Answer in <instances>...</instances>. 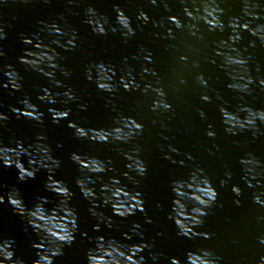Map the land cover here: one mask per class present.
<instances>
[{
	"label": "water",
	"instance_id": "1",
	"mask_svg": "<svg viewBox=\"0 0 264 264\" xmlns=\"http://www.w3.org/2000/svg\"><path fill=\"white\" fill-rule=\"evenodd\" d=\"M246 2L252 4L257 0H218L219 6L224 9L221 19L225 30L209 31L208 25L199 21L193 34L187 27L176 29L168 20L169 16L175 15L185 23H193L183 12L180 0H156L155 4L151 0H73L71 3L69 0H48L47 3L44 0H7V3L0 0V27L7 33V38L0 40V49L6 53L0 57V68L11 64L22 76V89L11 91L2 86L6 77L0 72V112L9 117L0 127V140L4 145H13L18 140L29 145L36 142L39 134H43L52 155L60 161L55 179L65 183L74 193L70 203L78 215L79 231L73 244L65 246L63 255L55 258V264H87L86 253L95 246L94 238L100 235L127 244H139L142 239L153 244L152 249L146 248L141 253L145 264H153L151 256H159V253H164V256H160L156 264H169L167 257L183 259L188 250L199 249L210 250L216 264H261L264 258V124L259 125L255 137L251 131L233 136L225 132L219 110L221 105L232 111H237L241 105L264 109V87L253 84L251 95L231 90L228 85L233 81L228 72L232 69L222 68L223 58L217 54L220 42L228 41L232 34L227 26L228 20L242 15ZM258 3V10L264 16V0H258ZM114 4L124 10L136 29V34L127 40L121 35L122 30L98 36L85 22L87 9L91 6L98 15L109 19L110 24L106 27L119 29ZM140 11L149 17L147 24L137 20ZM161 20L164 21L162 27L153 25V21ZM40 21L49 24L56 21L66 31L75 30L78 37L76 47L69 51L52 44L53 39L66 38L49 35ZM168 28L173 29L171 37L168 36ZM37 33L43 44H51L58 54L59 64L71 73L69 77H64L57 70V79L75 91L80 97L78 103L61 105L38 99L46 87L60 94L66 89L54 87L45 76L19 62L20 56L25 55V49L40 51L34 45L22 43V36L35 39ZM251 40H255V46H249ZM235 47L248 58L249 74L264 79V45L245 32ZM149 54L151 60L146 61L144 57ZM232 54L236 55L235 52ZM181 57L187 59L182 60ZM101 61L115 68L117 81L130 68L132 76L129 78L139 85L138 89L125 91L121 87L117 93L98 91L95 81L89 82L85 74L87 66ZM145 67L153 69L155 75L144 73ZM201 74L208 82L207 87L198 82L197 77ZM154 88H163L165 98L172 106L170 110H152L153 102L159 99ZM203 94L210 96L211 102L203 101ZM25 96L44 114L43 125L23 116L17 117L10 111L12 107L22 108L20 101ZM79 104L86 105V108L81 110ZM62 108L71 109L69 117L54 123L49 109ZM201 111L205 113V118H201ZM121 116L134 117L143 124L142 134L128 143L97 144L77 139L68 126L74 121L85 128H110ZM209 125L216 132L215 137L207 136ZM170 146L178 151L171 152ZM136 148H139V155L148 169L144 177H137L141 180L138 187L129 183L123 175L128 163L123 153ZM73 153L111 159L114 170L93 177L96 182L91 186L100 192L102 184L110 182L113 176L118 177L129 190L143 194L144 208L152 223H146L145 216L139 212L122 220L113 215L111 207L99 208L100 201H97V210L102 211L105 217H111L114 227L109 229L101 223V230L94 231L93 226L100 221L90 214L92 205L76 185L80 172L71 159ZM189 155L192 159H188ZM249 155L261 162L257 167L260 175L256 179L249 177L246 166L241 164V159ZM22 162L27 167V157H22ZM198 168L204 170L218 192L215 205L208 209V215L204 217V225L197 229L210 233L209 239L177 236V229L168 218L174 199L170 187L172 181H187ZM228 172L231 178L226 176ZM18 176L15 166L6 168L0 162V194L12 188L18 189L28 208L40 200L47 201L44 206L48 209L59 202L60 198L45 188L46 170L42 169L35 178L23 181ZM250 179L253 187L248 186ZM221 181L225 183L222 185ZM233 185L240 187V196L232 192ZM256 195L260 196V202L254 200ZM237 199L240 200L239 205L235 203ZM187 203L190 210L192 204L190 201ZM133 223L141 225L140 231L144 235H134L132 240H126L124 233L131 231ZM0 238L14 241L15 256L25 264H32L37 258L33 244L38 242V236L24 218L15 214L7 201L0 204Z\"/></svg>",
	"mask_w": 264,
	"mask_h": 264
},
{
	"label": "clouds",
	"instance_id": "2",
	"mask_svg": "<svg viewBox=\"0 0 264 264\" xmlns=\"http://www.w3.org/2000/svg\"><path fill=\"white\" fill-rule=\"evenodd\" d=\"M4 2L7 3V0H4ZM44 2L47 3L48 0H44ZM69 2L71 3L73 0H69ZM151 2L155 4L156 0H151ZM180 2L183 5V12L186 17L193 23H185L175 15L169 16L168 20L176 29L187 27L189 31L195 34L196 22L203 21L208 25L209 31L219 30L223 32L225 30L224 21L221 19L224 9L219 6L218 0H180ZM258 8V0L257 3L252 4L246 2L241 10L242 15L233 16L228 20L227 26L231 29L232 34L228 37V41H221V47L217 49V54L224 61L220 66L225 70L232 69L231 72H228V75L233 83H230L228 87L233 91L246 95H251V86L253 84L258 83L261 87H264V79H259L249 74V60L242 55L240 49L236 48L235 45L241 42L245 32L264 45V22H262L264 21V16H262V12ZM113 9L116 12V24L119 29L115 26L106 27L110 24L109 19L98 15L97 11L91 6L87 9L85 22L91 27L92 32L98 36H105L109 31L122 30L121 35L125 40L133 37L136 34V29L132 27L131 19L118 4H114ZM137 20L141 24H147L149 17L145 12L140 11ZM39 23L47 29L49 35L66 38V40L53 39L52 44L69 51L76 47L78 37L75 30L66 31L56 21L50 24L46 21H40ZM153 25L162 27L164 21H153ZM167 33L168 36H173V29L168 28ZM34 36L36 37L35 39L22 36V43L34 45L40 51L25 49V55L20 56L19 62L45 76L54 87L66 89L60 94L53 93L51 88L46 87L42 90L38 99L51 104L68 105L71 102L78 103L80 97L76 95L75 91L71 87H67L62 80L57 79V70L64 77H69L71 73L59 64L58 54L51 47V44H43L39 39V33ZM6 38L7 33L3 27H0V40ZM249 46H255V40L249 41ZM224 48L228 50H221ZM233 52L236 55H233ZM5 55L6 53L0 49V57ZM144 59L150 61V54L145 56ZM181 59L186 60L187 57H181ZM94 71L95 76L93 75ZM0 72H3L6 77L2 84L4 88L11 91H20L22 89V76L11 64L4 65L0 68ZM143 72L155 75V71L147 67L143 69ZM131 76L132 70L129 68L126 70V75H121L117 81L115 79V68L106 65L102 61L98 64L87 66L85 74V78L89 82L95 81L98 91L105 93H117L121 87L125 91L137 90L139 85L129 78ZM197 79L202 86L207 87L208 82L204 79L203 74L198 76ZM147 87H151V85ZM153 91L159 99L153 102L152 110H170L172 106L167 102L163 88H154ZM61 96L62 98H58ZM201 99L205 102H211V97L207 94H203ZM241 99H243V96H241ZM20 103L22 108L12 107L10 111L17 117L23 116L38 125H43L44 114L39 110L38 105L34 104L27 96ZM79 107L84 110L86 105L79 104ZM219 110L222 123L225 126V132L233 136L243 131H251L255 137L256 132L259 130V125L264 124V109H253L248 105H241L237 111H232L228 107L221 105ZM70 112V108L49 109L54 123L67 119ZM200 116L205 118V113L201 111ZM8 119L7 114L0 112V127H3ZM68 126L73 129V134L77 139L88 140L97 144L128 143L143 132V124L130 116L119 117L110 128H85L74 121L70 122ZM206 134L209 137H215L216 132L212 130V125H209V130ZM45 141L46 137L43 134H39L36 142L29 145H24L19 140L13 145H4L3 141L0 140V162H2L4 167L15 166L19 173L18 178L21 181L35 178L38 171L46 170L48 177L45 188L60 198L55 207L51 209L44 206L47 203L46 200H40L32 208H28L25 206L18 189L12 188L0 194V204L7 201L12 206L15 214L24 218L38 236V242L33 244V247L37 250V258L32 264H55V258L63 255L65 246L73 244L79 231L78 215L70 203L74 193L65 183L55 179V172L60 167V161L52 155L50 146ZM139 151V148H136L130 152L123 153L124 158L128 161L126 165L127 171L123 175L128 178L129 183L137 187L141 184V180L137 179V177H144L148 171L146 163L139 155ZM170 151L177 152L178 150L170 146ZM22 157H27V167L22 162ZM166 158L171 159L168 156ZM71 159L80 172L76 179V185L81 195L89 200L92 205L89 208L90 214L100 221L93 226L94 231L99 232L101 230V223L109 229L114 227L112 218L105 217L102 211L97 210V201H100L99 208L111 207L113 215L118 216L122 220L139 212L145 216L146 223H152L151 217H148L144 208L143 194L137 190H129L127 185L121 184L118 177L113 176L110 178V182L102 184L100 192H97L91 186L96 182L93 177H99L101 174L114 170L111 167V159L103 160L98 156L76 153L72 154ZM188 159H192L191 155L188 156ZM260 163L251 155L241 159V164L246 166V172L252 179H256L260 175L257 172V167L260 166ZM226 176L231 178V173H226ZM252 179L247 181L249 187H253ZM224 183V181H221L222 185ZM257 183H259L258 180ZM170 187L174 193V199L168 218L173 221L177 229V236L187 239L201 236L209 239L210 233L199 232L197 229L204 225V217L208 215V209L215 205L218 192L204 174V170L201 168L195 169L191 173L189 180H174ZM231 190L236 196L241 195V189L238 185H233ZM254 200L260 202V196L256 195ZM187 201L192 204L190 210ZM235 203L239 205L240 200L237 199ZM157 206L162 207L161 205ZM140 228V224L133 223L131 231L124 233L126 240H132L134 235L143 237L144 234L140 231ZM94 242L95 246L89 248L86 253L87 264H145V258L141 253L146 248L152 249L154 247L153 244L147 243L143 239L139 244H127L122 240L108 238L103 235L95 237ZM160 256H164V253H159V256H151L153 264H156ZM167 259L169 264H216L213 253L208 249L188 250L183 259L180 257H167ZM0 264H25L22 259L15 256L14 241L12 239L0 238ZM261 264H264V258H262Z\"/></svg>",
	"mask_w": 264,
	"mask_h": 264
}]
</instances>
